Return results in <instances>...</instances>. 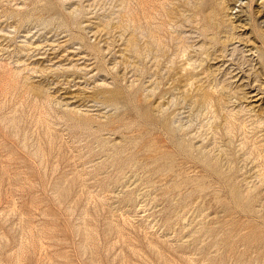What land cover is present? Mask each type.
I'll return each instance as SVG.
<instances>
[{
  "label": "rangeland",
  "instance_id": "1",
  "mask_svg": "<svg viewBox=\"0 0 264 264\" xmlns=\"http://www.w3.org/2000/svg\"><path fill=\"white\" fill-rule=\"evenodd\" d=\"M0 264H264V0H0Z\"/></svg>",
  "mask_w": 264,
  "mask_h": 264
}]
</instances>
